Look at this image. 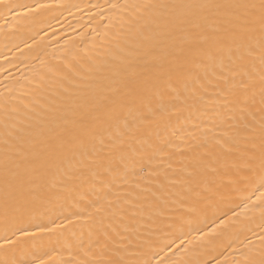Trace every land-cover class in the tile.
Masks as SVG:
<instances>
[{
	"label": "bare ground",
	"instance_id": "6f19581e",
	"mask_svg": "<svg viewBox=\"0 0 264 264\" xmlns=\"http://www.w3.org/2000/svg\"><path fill=\"white\" fill-rule=\"evenodd\" d=\"M262 153L264 0L0 3V264H249Z\"/></svg>",
	"mask_w": 264,
	"mask_h": 264
},
{
	"label": "snow or ice",
	"instance_id": "6c2138e0",
	"mask_svg": "<svg viewBox=\"0 0 264 264\" xmlns=\"http://www.w3.org/2000/svg\"><path fill=\"white\" fill-rule=\"evenodd\" d=\"M3 0H0V3H2ZM43 7V6H41ZM113 8H117V4L112 5ZM144 7H161V8H167V7H173V8H182V9H197V8H202L206 7V5H200V4H195V3H189V4H178V5H150L146 4ZM97 109L101 111V116L97 117L99 120L100 124H110L112 122L118 121V114L113 108H108L105 107L103 104H98ZM87 115V114H86ZM161 142L163 141V138H158ZM121 153V159L124 158V152L122 149H118ZM260 167L261 170L264 171V153L261 155V161H260ZM262 180H264V177H262ZM261 188L264 189V182L261 183ZM261 197L264 198V191H261ZM111 203V202H109ZM262 212H264V209H262ZM229 219L230 218H224L220 219L219 224L217 225V228L221 229H226L229 224ZM43 230V229H42ZM214 233H216V228L210 229L209 232L203 233L200 237L201 240L205 239V237H211ZM262 242H264V236L261 237ZM209 243L211 242L210 240L208 241ZM143 264H150L149 261L145 260ZM249 264H264V247H262L250 260Z\"/></svg>",
	"mask_w": 264,
	"mask_h": 264
}]
</instances>
